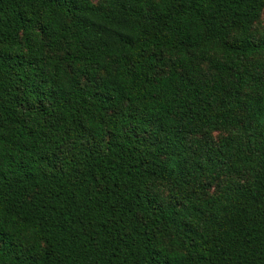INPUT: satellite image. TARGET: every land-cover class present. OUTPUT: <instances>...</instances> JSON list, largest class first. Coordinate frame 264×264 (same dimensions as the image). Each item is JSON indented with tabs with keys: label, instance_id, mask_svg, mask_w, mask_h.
I'll list each match as a JSON object with an SVG mask.
<instances>
[{
	"label": "trees",
	"instance_id": "trees-1",
	"mask_svg": "<svg viewBox=\"0 0 264 264\" xmlns=\"http://www.w3.org/2000/svg\"><path fill=\"white\" fill-rule=\"evenodd\" d=\"M264 0H0V264H264Z\"/></svg>",
	"mask_w": 264,
	"mask_h": 264
},
{
	"label": "rangeland",
	"instance_id": "rangeland-1",
	"mask_svg": "<svg viewBox=\"0 0 264 264\" xmlns=\"http://www.w3.org/2000/svg\"><path fill=\"white\" fill-rule=\"evenodd\" d=\"M95 3H98L100 0H93ZM260 23L262 24V25H264V15H263V17L261 18V21H260Z\"/></svg>",
	"mask_w": 264,
	"mask_h": 264
}]
</instances>
